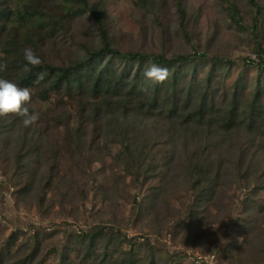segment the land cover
<instances>
[{
  "label": "rangeland",
  "instance_id": "374dc122",
  "mask_svg": "<svg viewBox=\"0 0 264 264\" xmlns=\"http://www.w3.org/2000/svg\"><path fill=\"white\" fill-rule=\"evenodd\" d=\"M102 1L113 48L189 59L168 68L151 114L98 116L90 70L125 84L141 66L144 80L149 62L112 59L91 11L74 0H0V51H13L16 39L46 69L74 71L47 95L43 84L18 81L13 69L24 61L15 52L0 68L33 90L27 107L39 114L30 127L3 120L0 264H100L107 247L115 258L132 252L135 264H197L196 254L210 253L217 264H264V0L259 13L250 0L89 3ZM122 85L101 94L118 97ZM176 88L207 91L201 121L169 118ZM96 229L107 236L89 256L83 239Z\"/></svg>",
  "mask_w": 264,
  "mask_h": 264
},
{
  "label": "trees",
  "instance_id": "16d2710c",
  "mask_svg": "<svg viewBox=\"0 0 264 264\" xmlns=\"http://www.w3.org/2000/svg\"><path fill=\"white\" fill-rule=\"evenodd\" d=\"M73 1V0H72ZM77 4H79L83 9H87L90 10L92 13V16L94 18L95 24L97 25L100 33H101V37H102V41H103V49L104 51H107L108 53L111 54L112 59L115 57H122L124 59H126L127 61H131V62H139L140 64H145L146 62H152L155 63L157 65H162L164 67L167 68H173L175 66H177L178 64H180L181 62H185L189 59L188 56L185 55H179L176 57H166L165 55H149V54H141L139 52H123L120 51L118 49H115L111 46V44L109 43V38H108V33L106 31V27H105V23H104V18H105V13H106V9L105 6L103 4V1L100 2L97 5H91L89 3V0H74ZM251 4L253 5V7H255L257 9V13H259V5L257 0H250ZM20 4V3H18ZM233 8L235 10V12L238 11V9L236 8L235 5H233ZM178 9L180 11L182 20L184 19V8L183 5L181 3V1H178ZM6 14L7 16H10L11 14H13L12 12V8H6ZM28 11V10H27ZM29 12V11H28ZM37 11L35 12H31L30 15H36ZM29 14V13H28ZM1 29V27H0ZM14 49L13 51H9V52H15V54L20 55L22 60L24 61V65L27 63L24 59V52L21 50V46L19 45L18 41L16 39H14ZM8 51L3 50L0 51V68H3L4 64L7 62V55H9ZM111 59V60H112ZM23 65V66H24ZM29 67H31L29 65ZM8 68H12L11 65H8ZM23 67L18 66V68H16V70L13 69V71H19L22 72L20 77H18L17 74L14 75H6L5 72H2L0 74L1 78L4 79H10V81L15 82V80H17L18 77V81H21L23 84L35 88V86H38L40 84H43L46 86L44 92H46L45 94H49V91L55 87H57L58 85L62 84V82L67 79L68 77L71 78L72 74H74V71L72 70H67L64 73V70L59 71L58 73H55V68H51L50 69H46V67H44L42 64L38 67H34L32 68L31 72H23L22 69ZM90 69V68H88ZM141 69L142 66L140 68L137 69L136 73L133 75V77L130 76V78L128 79L127 83L125 82V84L123 83L122 79L117 80V81H111V78L106 75H104V73L99 72L96 74L95 69L90 70L92 75H94V84H88L87 88H90L92 94H90L94 99H96V102L94 103V107L93 109V113L100 116L102 115L103 117H106L108 115V119L111 116H116L121 118L120 116V110L122 108H124V112L125 115H127L129 113L130 108L131 109H136L137 111H147V114H151L153 110V108H155L156 106H158L159 104V94L161 92L162 87L165 85L166 81L163 84H159L156 86L155 90L152 91V87H149L147 92L141 91L140 88L144 83V80L141 78ZM49 70V71H48ZM45 73L44 79L42 81H39L37 83V76L39 73ZM89 72V70H88ZM6 75V76H5ZM63 75V76H61ZM5 76V77H4ZM8 79V80H9ZM13 79V80H12ZM175 80L178 81V76L177 74L175 75ZM18 84V83H17ZM123 84V85H122ZM19 85V84H18ZM108 85V94L111 91L112 88H114V86H120L122 85V89L120 90V93L118 94V97H111V96H107L106 94H101L102 93V88ZM113 86V87H112ZM203 88L197 89L194 92H197V95H200L198 97H201L202 100L200 103H194L195 100V96H194V92H189L186 96H180L178 95V90L176 88V92L175 95L173 96L174 99V103L173 105L170 106L169 108V118H180L183 117L182 120H184L185 123H188L192 120H196V118H198V120L200 119V121L204 118L205 114L207 113L208 109L206 107L207 105V91H203ZM146 94H149V96H146ZM103 95V96H102ZM143 97V101H141V103H137L136 107H132L131 105H133L134 100L142 98ZM104 98V99H103ZM144 98H146L147 100L144 101ZM188 109H192L193 111H189L186 113V111ZM196 109V110H194ZM182 112V114L180 113ZM102 113V114H101ZM175 116V117H174ZM237 116V111L236 109H234L231 113H230V117H232V119H235V117ZM253 116V115H252ZM5 119V117L0 118V134H2L3 132H5V129L8 125H6L4 127V125L6 124V122H3V120ZM3 122V123H2ZM4 124V125H3ZM83 133L84 132H78L77 133V137L72 140L73 142H75L76 144H79L83 141ZM121 134V133H120ZM73 137V136H72ZM131 154V153H129ZM130 156V155H128ZM117 234H115L114 232H111V236H116ZM107 233L105 231H103V229H96L93 230L89 233H87L84 237V241L86 240V248L89 252V256L92 254H98V244H97V238L99 237H106ZM118 236V235H117ZM132 252H127V251H121L120 252V257L119 258H115L113 253H110V249L109 247L106 248L101 260H100V264H135L138 261H133L132 258L129 259V255ZM99 258V255L97 256ZM97 258V259H98ZM133 262V263H132ZM61 264H74V260L71 259L70 257H65V259L62 261Z\"/></svg>",
  "mask_w": 264,
  "mask_h": 264
},
{
  "label": "clouds",
  "instance_id": "9594fccd",
  "mask_svg": "<svg viewBox=\"0 0 264 264\" xmlns=\"http://www.w3.org/2000/svg\"><path fill=\"white\" fill-rule=\"evenodd\" d=\"M24 59L27 63L22 68L23 72H31L32 68L42 64L41 58L31 48L24 49ZM169 75L170 72L167 67L149 62L143 72L144 83L140 90L147 92L149 87L154 88L156 85L163 84ZM44 76L45 73H39L37 83L42 81ZM32 96L33 90L31 88L21 87L13 81L0 78V118L16 116L21 118L22 124L25 127L35 125L39 120V114L30 112L29 107H27L31 103Z\"/></svg>",
  "mask_w": 264,
  "mask_h": 264
},
{
  "label": "built area",
  "instance_id": "2783aa9c",
  "mask_svg": "<svg viewBox=\"0 0 264 264\" xmlns=\"http://www.w3.org/2000/svg\"><path fill=\"white\" fill-rule=\"evenodd\" d=\"M197 264H217V254L216 253H210L205 255H197L194 257Z\"/></svg>",
  "mask_w": 264,
  "mask_h": 264
}]
</instances>
